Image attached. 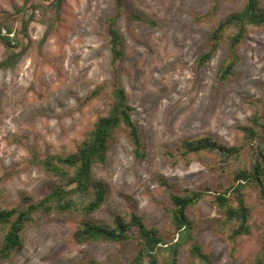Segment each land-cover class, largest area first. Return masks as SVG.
Wrapping results in <instances>:
<instances>
[{
	"label": "rangeland",
	"instance_id": "rangeland-1",
	"mask_svg": "<svg viewBox=\"0 0 264 264\" xmlns=\"http://www.w3.org/2000/svg\"><path fill=\"white\" fill-rule=\"evenodd\" d=\"M52 1L0 0V30L11 27L20 43L15 51H22L14 67L0 68V198L7 207L18 204L23 192L35 200L44 197L60 180L35 158L75 152L110 106L107 92L84 100L97 86L109 90L114 84L107 18L117 15L116 0H63L58 11L49 9ZM243 3L224 0L217 15L204 18L210 0H124L115 22L125 51L117 64L118 79L137 108L134 120L148 156L136 159L131 138L119 131L106 164L93 168L94 180L108 188L105 203L91 215L53 212L39 218L24 230V246L0 264H126L137 254L135 241L79 243L75 233L85 219L112 224L115 215L131 210L165 235L159 264H170L166 247L179 242L180 233L173 234V217L166 210L173 205L161 178L176 191H206L189 213L194 236L213 264H258L264 204L256 189L247 190V202L254 206L252 233L233 255L218 231L223 211L213 200L231 177L199 160L173 165L165 154L177 151L184 138L204 135L231 146L242 143L237 127L253 114L248 101L264 95V28L249 32L235 73L226 80L219 79L227 56L224 44L209 62L201 63V57L210 48L215 22ZM31 17L26 34L23 22ZM11 54L0 40V63ZM246 151L251 155L250 148ZM180 252L181 264H203L187 243Z\"/></svg>",
	"mask_w": 264,
	"mask_h": 264
},
{
	"label": "trees",
	"instance_id": "trees-1",
	"mask_svg": "<svg viewBox=\"0 0 264 264\" xmlns=\"http://www.w3.org/2000/svg\"><path fill=\"white\" fill-rule=\"evenodd\" d=\"M210 1L211 10L204 18L217 15L224 0ZM62 2L63 0H53L49 9L58 11ZM116 3L117 15L107 18L115 73L114 84L109 90L106 85L97 86L84 100L90 102L107 92L110 98L109 110L99 117L75 152L35 158L37 164L60 180L44 197L35 200L30 194L23 192L20 202L9 207L0 198V231L3 233L0 262L10 259L24 246V230L35 224L39 218L53 212L91 215L105 203L108 188L105 183L94 180L93 168L96 164H106L110 143L119 131H125L131 138L136 159L142 160L148 156L142 131L134 120L137 108L130 103L127 90L118 79L117 64L125 56V51L115 22L123 12L124 0H116ZM131 17L143 20L136 14H131ZM32 18L23 22L22 30L26 34ZM6 26L8 34H3L5 28L1 27L0 40L12 50V54L0 63V68L14 67L22 56V51H15L20 44L17 36H12L13 29ZM259 28H264L263 3L261 0H244L241 7L215 22L209 35L210 48L202 55L201 63L209 62L224 44L227 56L220 66L219 79L226 80L233 76L240 60L239 48L249 32ZM50 33L51 29L46 32L43 42ZM248 103L253 114L245 124L237 127L242 135V143L239 145H227L211 135H204L184 138L177 151H165L173 165L190 164L199 160L219 174H228L231 177L230 184L215 195L213 200L223 211L218 231L228 242L233 255L237 252L240 240L251 234L253 229L254 206L247 202V190L256 189L258 201L264 204V95L258 99H250ZM247 147L252 150L251 155L246 151ZM160 183L169 192L173 205L166 209L173 217V234L180 233L179 242L166 247L171 252L170 264H181L180 247L183 243L189 245L190 252L197 261L213 264L211 255L205 252L194 236L195 221L189 213V209L197 206L206 197V191H176L173 184L164 178L160 179ZM75 239L79 243L135 241L139 247L137 254L126 264H144L146 260L150 264H159V252L164 248L163 244L168 243L165 235L157 227L149 226L136 210L115 215L112 224L85 219L80 223ZM257 263L264 264V241Z\"/></svg>",
	"mask_w": 264,
	"mask_h": 264
},
{
	"label": "built area",
	"instance_id": "built-area-1",
	"mask_svg": "<svg viewBox=\"0 0 264 264\" xmlns=\"http://www.w3.org/2000/svg\"><path fill=\"white\" fill-rule=\"evenodd\" d=\"M3 34H8V31L6 30V29H4L3 30ZM12 36L14 35V33L13 34H11Z\"/></svg>",
	"mask_w": 264,
	"mask_h": 264
}]
</instances>
